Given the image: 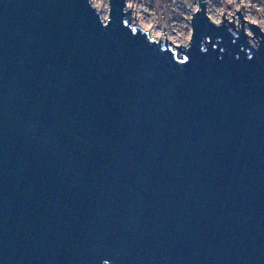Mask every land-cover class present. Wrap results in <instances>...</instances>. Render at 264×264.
<instances>
[{
	"label": "water",
	"instance_id": "1",
	"mask_svg": "<svg viewBox=\"0 0 264 264\" xmlns=\"http://www.w3.org/2000/svg\"><path fill=\"white\" fill-rule=\"evenodd\" d=\"M109 5L0 0V264H264L262 29Z\"/></svg>",
	"mask_w": 264,
	"mask_h": 264
},
{
	"label": "built area",
	"instance_id": "2",
	"mask_svg": "<svg viewBox=\"0 0 264 264\" xmlns=\"http://www.w3.org/2000/svg\"><path fill=\"white\" fill-rule=\"evenodd\" d=\"M187 0H177L175 6H170L169 2L166 0H127L129 7L133 6L135 18L139 23H146L147 27L155 35H162L167 37V40L173 42L174 45H183L187 46L191 40L192 35V18L193 12L198 9L187 8ZM228 7V12L225 14V17L229 22L235 21L236 27L238 24L240 26L241 19L237 14V11H240L243 14V17L246 19L244 10L247 12H254L260 14V17L254 19L252 22L258 25L264 33V0H224ZM198 2V1H197ZM167 3V4H166ZM208 10L209 3L211 0H207ZM180 5V8H177ZM191 10V11H190ZM234 15V17L232 16ZM224 16V15H223ZM223 16L220 22L223 20ZM217 22V23H220ZM186 23L189 29L187 40L184 39V29L183 24ZM165 26V30H164ZM247 30L249 31L248 27ZM251 34V32L249 31ZM257 39H253L252 42H255Z\"/></svg>",
	"mask_w": 264,
	"mask_h": 264
},
{
	"label": "rangeland",
	"instance_id": "3",
	"mask_svg": "<svg viewBox=\"0 0 264 264\" xmlns=\"http://www.w3.org/2000/svg\"><path fill=\"white\" fill-rule=\"evenodd\" d=\"M92 1L98 2L99 4H101L106 9V16H105V18H107L108 17V14H109V10H110L109 0H92ZM197 1L198 0H187L185 7L187 6V8L189 7L191 9H194L195 10L198 7V2ZM166 2L167 3L169 2V4L171 3L172 6H175L177 3H179V2H177V0H166ZM171 4H170V6H171ZM177 8H180V5ZM227 12H228V7H227L226 2L224 0H211V3H209L208 14H209L210 18L213 21L220 22V20L222 19L221 17L224 14H226ZM243 12H244L245 17H246V19L248 21H253L254 19H257L258 17H260V14H256L254 12H247L245 10ZM141 23L143 25L147 26L146 23H144V22H141ZM183 29H184V33H183L184 34V39L187 40V38H188L187 35H188V32H189V29H188L186 23L183 24ZM168 42L170 43V41H168ZM171 45L173 47H175V48H177L176 46H179V47L181 46V44L174 46V43L173 42L171 43ZM186 45H188V44H186Z\"/></svg>",
	"mask_w": 264,
	"mask_h": 264
},
{
	"label": "bare ground",
	"instance_id": "4",
	"mask_svg": "<svg viewBox=\"0 0 264 264\" xmlns=\"http://www.w3.org/2000/svg\"><path fill=\"white\" fill-rule=\"evenodd\" d=\"M93 4L96 6V8L101 12V14H102V16L105 18V16H106V9L101 5V4H99L98 2H96V1H93ZM139 25L143 28V29H145V30H147L149 33H150V35L152 36V37H156V38H161V39H163V40H165L166 41V37H164V36H162V35H155L153 32H151L150 31V29L147 27V26H145V25H143L142 23H139Z\"/></svg>",
	"mask_w": 264,
	"mask_h": 264
},
{
	"label": "flooded vegetation",
	"instance_id": "5",
	"mask_svg": "<svg viewBox=\"0 0 264 264\" xmlns=\"http://www.w3.org/2000/svg\"><path fill=\"white\" fill-rule=\"evenodd\" d=\"M240 21H241V20H240ZM231 23H233V24L235 25L234 22H231ZM247 23H248V21L246 20V22H245L246 29H247V27H248V26H247V25H248ZM242 25H243V24H242V21H241L240 26H238V27L235 26V27H236L237 29H240V28L242 27Z\"/></svg>",
	"mask_w": 264,
	"mask_h": 264
}]
</instances>
